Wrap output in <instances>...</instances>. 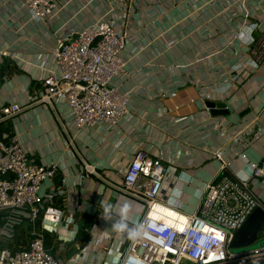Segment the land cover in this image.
Masks as SVG:
<instances>
[{
	"label": "crops",
	"instance_id": "crops-1",
	"mask_svg": "<svg viewBox=\"0 0 264 264\" xmlns=\"http://www.w3.org/2000/svg\"><path fill=\"white\" fill-rule=\"evenodd\" d=\"M57 1L51 18L35 21L20 0H0V105L23 108L0 124V136L16 138L31 160L58 165L55 178L41 188L44 203L36 225L0 210V250L26 249L37 232L44 249L64 264H120L132 239L111 229L121 219L115 208L129 206L125 222L130 229L138 227L143 212L139 202L119 190L135 148L162 159L167 166L164 201L190 216L221 173V162L213 157L225 146L220 129L236 132L249 124L254 132L262 129L246 148L235 142L224 151L225 156L245 152L252 163H264V63L242 83L232 82L233 65L248 54L224 35L258 23L259 36L264 0ZM102 18L140 47L123 52L130 77L111 84L129 97L131 118L80 131L67 122L64 101H48L42 81L56 69L57 41ZM206 98L225 103L230 116L207 113ZM211 122L217 129H210ZM231 170L240 180L250 176L242 163ZM250 188L264 209V177ZM102 203L113 207L107 219ZM86 235L89 244L82 243Z\"/></svg>",
	"mask_w": 264,
	"mask_h": 264
},
{
	"label": "built area",
	"instance_id": "built-area-1",
	"mask_svg": "<svg viewBox=\"0 0 264 264\" xmlns=\"http://www.w3.org/2000/svg\"><path fill=\"white\" fill-rule=\"evenodd\" d=\"M20 1L35 21L51 18L58 7L57 0ZM237 2L233 0L234 4ZM258 29V23H251L241 31L224 34L248 54L233 65L232 82L242 83L244 77L264 63V31L255 36ZM128 46L140 51L126 31L106 18L57 41L53 51L56 69L43 79L42 86L48 101L65 102L70 125L80 131H94L102 124L116 126L131 118L129 97L111 85L115 78L128 79L131 75L122 56ZM170 97H176V93ZM204 108L210 113V108ZM22 111L19 104L0 105V124ZM168 114L164 117L170 119ZM217 127L211 122L210 129ZM262 131L254 132L249 124L236 132L220 129L219 133L225 146L241 142L242 148H246ZM4 138L0 136V210L13 212L36 225L44 203L41 188L55 178L58 165L37 163L28 158L16 138ZM225 146L213 152V157L221 162V173L208 185L193 216L165 203L162 188L167 166L162 159L151 156L142 147L135 148L119 190L142 206L138 227L146 229L147 235L132 239L120 264H264V247L241 253H233L229 248L234 233L262 207L250 187L252 181L264 177V163H252L240 151L225 156ZM235 163L248 166L247 180L231 176ZM0 264L64 263L49 254L40 234L33 232L26 249H1Z\"/></svg>",
	"mask_w": 264,
	"mask_h": 264
},
{
	"label": "water",
	"instance_id": "water-1",
	"mask_svg": "<svg viewBox=\"0 0 264 264\" xmlns=\"http://www.w3.org/2000/svg\"><path fill=\"white\" fill-rule=\"evenodd\" d=\"M204 106L210 108V114L217 117L230 116V110L228 106L220 101L214 99H207ZM264 209L262 207L257 208L245 224L234 233L233 238L229 244V248L239 249L242 251H248L251 249L264 247ZM90 237L85 236L82 243L89 244Z\"/></svg>",
	"mask_w": 264,
	"mask_h": 264
},
{
	"label": "clouds",
	"instance_id": "clouds-1",
	"mask_svg": "<svg viewBox=\"0 0 264 264\" xmlns=\"http://www.w3.org/2000/svg\"><path fill=\"white\" fill-rule=\"evenodd\" d=\"M102 208H104V218L107 219L113 212V207L110 204L102 203ZM115 211L120 216V222H117L111 226V229L113 231H116L118 233L126 234L129 239H136L139 237H143L147 235L146 229H144L142 226L137 227L135 229H130L127 225L126 218L128 216V213L130 211L128 205L124 206H117L115 208Z\"/></svg>",
	"mask_w": 264,
	"mask_h": 264
},
{
	"label": "rangeland",
	"instance_id": "rangeland-1",
	"mask_svg": "<svg viewBox=\"0 0 264 264\" xmlns=\"http://www.w3.org/2000/svg\"><path fill=\"white\" fill-rule=\"evenodd\" d=\"M232 252H233V253H241V252H244V251L239 250V249H233Z\"/></svg>",
	"mask_w": 264,
	"mask_h": 264
}]
</instances>
